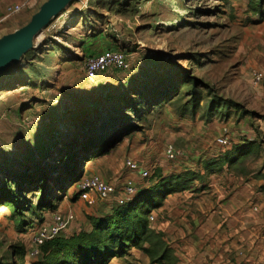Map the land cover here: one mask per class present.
Here are the masks:
<instances>
[{"label":"rangeland","instance_id":"obj_1","mask_svg":"<svg viewBox=\"0 0 264 264\" xmlns=\"http://www.w3.org/2000/svg\"><path fill=\"white\" fill-rule=\"evenodd\" d=\"M47 1L0 0V39L26 26ZM20 4V11L9 12ZM43 33L37 48L0 75V264L41 263V257L32 255L33 234L54 213L73 214L69 228L93 216L76 199L80 180L65 186L56 208L37 209L43 186L35 177L38 161L46 147L60 140L103 135L107 120L120 108L136 127L125 137L127 145L150 152L151 163L165 145L176 146L172 137L182 117L192 127L203 122L204 130L226 124L231 143L248 144L251 150L244 165L254 177L261 175L256 162L263 150L254 141L264 140V84L253 87L251 73L264 69V0H72ZM99 35L116 43L130 64L126 70L101 74L133 77L132 84L117 87L99 77L80 79L82 87L75 91L72 86L79 79L70 80L73 85L64 79L82 76L85 57L80 46ZM154 89L164 96L171 91L169 115L157 112ZM115 147L112 163L119 157ZM56 158L47 170L55 173L50 167L55 164L64 175V168H72L69 159L58 164ZM127 160L118 162L112 175L117 187L127 176ZM31 173L34 186L27 183ZM115 207L99 203L91 209L104 208L108 214ZM70 231L61 235L84 230ZM134 250L135 256L130 250L109 263L149 264Z\"/></svg>","mask_w":264,"mask_h":264},{"label":"crops","instance_id":"obj_2","mask_svg":"<svg viewBox=\"0 0 264 264\" xmlns=\"http://www.w3.org/2000/svg\"><path fill=\"white\" fill-rule=\"evenodd\" d=\"M103 37L99 35L94 39H86L85 46H80L81 56L96 55L106 48L121 50L112 40ZM82 70L81 77L77 74L76 77L64 79L65 83L73 78L78 83L79 79L75 87L69 83L75 91L82 87L80 79L89 80L84 67ZM97 77L113 86H121L129 78H110L105 74ZM169 104L160 105L157 112L169 115ZM179 119V130L172 137L176 146L169 143L177 153L175 159L168 160L163 150L161 158L158 156V160L151 163L150 152L127 145L129 138H124L115 147L114 151L119 153L115 164L110 160L112 153H109L87 163L83 176L97 175L118 186L112 175L117 171V163L124 159H138L142 162V169L150 170L151 175L155 171L163 177L190 173L192 178L186 188L166 196L162 205L152 211L155 215L152 228L164 234L167 244L178 258V264H264V140L261 144L254 141L263 150L256 162L261 175L254 177L252 169L244 165V158L251 154V150L247 151L248 146L242 149L247 153L239 155L235 149L243 144L231 143L223 149L215 143L223 129L229 130L226 124L215 123L212 128L204 130L203 122L192 127L186 119ZM126 173L125 179L132 181L137 192L156 182L155 179L144 184L138 173ZM90 211L93 216L107 212L104 208ZM85 213L90 215L88 210ZM74 226L66 227L64 233L72 234V228L77 229V232L90 230L87 220ZM134 251L132 249L130 254L135 256Z\"/></svg>","mask_w":264,"mask_h":264},{"label":"trees","instance_id":"obj_3","mask_svg":"<svg viewBox=\"0 0 264 264\" xmlns=\"http://www.w3.org/2000/svg\"><path fill=\"white\" fill-rule=\"evenodd\" d=\"M132 78H128L120 87L132 84ZM154 91L158 99L155 106L169 102L171 91H167L165 96L158 89ZM122 110L120 108L116 116H110L112 119L105 124L108 131L103 135L60 140L43 150L41 160L38 161V173L35 174L40 184H43L37 209L56 208L55 203L60 200L65 186L68 187L83 177L84 163L109 154L123 138L135 132L136 127L132 125L134 120L123 117L125 111ZM247 146L248 144H243L237 147V154H246L248 149L246 153L242 149ZM56 150L58 153H55ZM56 155L58 164L64 159H69L73 164L71 169H63L64 175L55 164L50 166L55 173L46 169ZM33 174L27 176V183L32 186L35 183L31 179ZM191 178L190 173L163 177L158 171L153 172L149 179H156V182L152 186L139 190L133 199L117 205L108 214L88 217L89 231H81L70 237L60 234L45 242L40 249L42 261L39 264H109L112 259L121 258L132 249L140 250L149 259V264H178V258L167 244L164 234L152 228L148 217L162 205L166 196L184 190Z\"/></svg>","mask_w":264,"mask_h":264},{"label":"built area","instance_id":"obj_4","mask_svg":"<svg viewBox=\"0 0 264 264\" xmlns=\"http://www.w3.org/2000/svg\"><path fill=\"white\" fill-rule=\"evenodd\" d=\"M23 4L15 5L10 9V13H16L23 8ZM84 72L89 80H93L97 75L108 71L109 69L126 70L129 67L127 56L123 51L116 49L104 50L99 54L86 56L83 62ZM264 84V69H255L251 73V85L259 87ZM215 143L225 149L230 144L229 132L225 128L222 135L215 140ZM164 155L168 160L175 159L177 155L171 144L166 145ZM125 167L128 172L138 173L140 178L148 179L151 172L148 169H142L137 163L127 160ZM77 200L82 202L87 208H94L99 203H114L123 205L130 201L137 194L136 187L131 180L125 179L119 187L109 183L97 175L82 177L78 183V189L75 191ZM73 214L63 215L54 213L49 222H44L33 234L32 250L35 257H41V246L45 242L59 236L67 227L70 220H73ZM150 223L155 222V215L151 213L148 217ZM131 264H138L137 262Z\"/></svg>","mask_w":264,"mask_h":264},{"label":"water","instance_id":"obj_5","mask_svg":"<svg viewBox=\"0 0 264 264\" xmlns=\"http://www.w3.org/2000/svg\"><path fill=\"white\" fill-rule=\"evenodd\" d=\"M72 0H48L31 21L15 32L0 39V75L34 48L40 33L57 17Z\"/></svg>","mask_w":264,"mask_h":264},{"label":"bare ground","instance_id":"obj_6","mask_svg":"<svg viewBox=\"0 0 264 264\" xmlns=\"http://www.w3.org/2000/svg\"><path fill=\"white\" fill-rule=\"evenodd\" d=\"M43 31L40 33V35L38 36V38L35 40V43H34V48H37L39 46V44L41 43V40H42V36H43Z\"/></svg>","mask_w":264,"mask_h":264}]
</instances>
